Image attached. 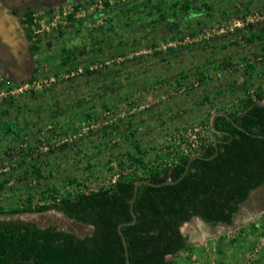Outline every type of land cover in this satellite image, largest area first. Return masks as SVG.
<instances>
[{"label":"rangeland","instance_id":"rangeland-1","mask_svg":"<svg viewBox=\"0 0 264 264\" xmlns=\"http://www.w3.org/2000/svg\"><path fill=\"white\" fill-rule=\"evenodd\" d=\"M262 26L264 0H0V207L143 176L135 142L151 167L194 154L214 113L264 91V41L243 39ZM12 219L91 232L55 210ZM263 219L264 185L231 225L193 218L182 232L218 264H246L262 241L264 264Z\"/></svg>","mask_w":264,"mask_h":264},{"label":"trees","instance_id":"trees-1","mask_svg":"<svg viewBox=\"0 0 264 264\" xmlns=\"http://www.w3.org/2000/svg\"><path fill=\"white\" fill-rule=\"evenodd\" d=\"M189 5H186V9ZM31 10L24 13L31 18ZM30 35L27 36L30 39ZM247 43L264 41V26L255 29ZM38 50L30 46V54ZM64 58V64L71 61ZM253 65H247L252 69ZM264 91H256L240 105L237 113H228L232 121L217 117L213 140L202 143L194 154L176 157L170 163L151 167L144 163L137 142L138 157L131 163L144 170L143 176L130 175L117 179L108 188L80 192L57 199L53 190L41 191L39 204L27 196L23 208L4 210L0 207V264H125L124 248L117 227L132 220L130 201L137 181L155 184L177 180L192 155L212 159H195L185 177L173 185L154 187L142 184L134 203L136 223L122 227L127 242L130 264H190L189 256L197 252L181 229L193 218L207 224L231 225L234 215L250 196L264 185ZM32 173L41 176L40 167ZM76 182L75 178L69 184ZM7 180L0 181V192ZM55 210L76 223L91 227L85 236H77L58 225L39 226L34 222L13 220L21 213H42ZM5 217V218H3ZM264 232V222L262 223Z\"/></svg>","mask_w":264,"mask_h":264},{"label":"water","instance_id":"water-1","mask_svg":"<svg viewBox=\"0 0 264 264\" xmlns=\"http://www.w3.org/2000/svg\"><path fill=\"white\" fill-rule=\"evenodd\" d=\"M261 105L264 106V103L262 102ZM219 116H221V117H225V118H227L228 120L232 121V119L230 118V116H229L228 113H226V112H223V111H217L216 113H214L213 116H212V118H211V120H210V125H211L212 130H213L215 133H218V134L221 133V131H218V130L215 129V120H216V118L219 117ZM232 123H233L236 127H238L239 129H241V130L244 131L243 128L239 127V126H238L236 123H234L233 121H232ZM220 142H222V141H221V140H216V141L214 142L215 153H214L211 157H209V158H204V157H202V156L199 155V154L192 155V156L189 158L188 162H187V165H186V168H185L184 172H183V173L181 174V176H180L177 180H175V181L168 180V181H165V182H163V183H161V184H155V183H152V182L147 181V180H139V181H137V182L135 183L134 188H133L132 199H131V201H130V214H131L132 220L129 221V222L121 223V224H119L118 227H117V231H118L119 236L121 237L122 244H123V248H124L125 264H130V261H129V253H128L127 242H126V239H125L124 234H123V232H122V227H124V226H130V225H133V224L136 223V214L134 213L133 207H134V203H135V200H136V196H137V192H138L139 187H140L142 184H146V185H150V186H154V187H159V186H162V185H173V184L178 183V182H179L180 180H182V179L185 177V175L188 173L189 168H190V164L192 163V161H194L195 159H212V158H214V157L217 155V153H218V145H217V144L220 143ZM181 231H182V229H181Z\"/></svg>","mask_w":264,"mask_h":264},{"label":"built area","instance_id":"built-area-1","mask_svg":"<svg viewBox=\"0 0 264 264\" xmlns=\"http://www.w3.org/2000/svg\"><path fill=\"white\" fill-rule=\"evenodd\" d=\"M201 145H202V143H199L198 146L200 147ZM263 221H264V219H263ZM260 243L262 244V241H260ZM261 244L257 245V247L254 249V253L251 255V257L250 256L247 257L246 264H254V261L256 260V257L259 255L258 253L261 250ZM194 247L196 249H200L201 245H197ZM203 250L205 251V253H203V255H204L203 257L201 254H198L197 252H194V253L192 252L191 254L183 253V254H181V256L182 257L189 256V258H190L189 263L190 264H218L216 261L215 254H214V249L212 251V249L206 247L205 249L203 248Z\"/></svg>","mask_w":264,"mask_h":264},{"label":"flooded vegetation","instance_id":"flooded-vegetation-1","mask_svg":"<svg viewBox=\"0 0 264 264\" xmlns=\"http://www.w3.org/2000/svg\"><path fill=\"white\" fill-rule=\"evenodd\" d=\"M10 18H15V19H12V21H10V24L12 22L10 27L13 28L14 30H17L19 26V23L17 22V18L14 16H10Z\"/></svg>","mask_w":264,"mask_h":264}]
</instances>
